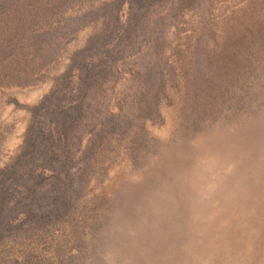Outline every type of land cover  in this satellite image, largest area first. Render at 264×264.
I'll use <instances>...</instances> for the list:
<instances>
[{
  "label": "rangeland",
  "instance_id": "rangeland-1",
  "mask_svg": "<svg viewBox=\"0 0 264 264\" xmlns=\"http://www.w3.org/2000/svg\"><path fill=\"white\" fill-rule=\"evenodd\" d=\"M118 1L0 0V167ZM148 2L77 121L84 193L0 264H264V0Z\"/></svg>",
  "mask_w": 264,
  "mask_h": 264
},
{
  "label": "trees",
  "instance_id": "trees-1",
  "mask_svg": "<svg viewBox=\"0 0 264 264\" xmlns=\"http://www.w3.org/2000/svg\"><path fill=\"white\" fill-rule=\"evenodd\" d=\"M137 1L115 3L109 28L89 36L49 91L28 108L22 141L0 167V243L16 236L25 224L40 225L46 217L65 214L84 193L87 169L77 153L85 129L77 121L89 119L87 100L94 85L122 56L119 46L133 21L154 4Z\"/></svg>",
  "mask_w": 264,
  "mask_h": 264
},
{
  "label": "bare ground",
  "instance_id": "bare-ground-1",
  "mask_svg": "<svg viewBox=\"0 0 264 264\" xmlns=\"http://www.w3.org/2000/svg\"><path fill=\"white\" fill-rule=\"evenodd\" d=\"M209 137H210V136H209ZM203 139H204V138H203ZM263 160H264V159H263ZM167 173H168V172H167ZM168 174H169V173H168ZM169 176H170V175H169ZM169 176H168V177H169ZM167 185H168V184H167ZM154 199H155V198H154ZM164 201H165V200H164ZM165 202H166V201H165ZM167 202H168V201H167ZM143 204H144V203H143ZM155 204H156V201H155ZM160 204H161V203H160ZM160 204H159V205H160ZM164 204H165V203H164ZM164 204H163V205H164ZM161 205H162V204H161ZM161 205H160V206H161ZM253 205H254V203H253ZM172 206H173V205H172ZM234 206H235V204H234ZM249 206H250V205H249ZM255 206H256V205H255ZM165 207H166V206H165ZM150 208H153V207H150ZM172 208H173V207H172ZM235 208H237V207L235 206ZM257 208H258V207H257ZM153 209H154V208H153ZM166 209L168 210V209H170V207H168V208L166 207ZM176 209H177V208H176ZM176 209H175V210H176ZM159 210H162V209H159ZM164 210H165V209H164ZM164 210H163V211H164ZM169 211H170V210H169ZM236 211H237V209H236ZM138 212H139V211H138ZM164 213H165V212H164ZM169 213H170V212H169ZM254 213H255V211H254ZM138 214H139V213H138ZM161 215H163V213H162ZM170 215H171V214H170ZM262 215H263V213H262ZM164 216H165V215H164ZM164 216H163V217H164ZM168 216H169V215H168ZM148 217H149V215H148ZM166 217H167V216H166ZM166 217H164V218H166ZM146 218H147V217H146ZM153 218H154V217H153ZM164 218H163V219H164ZM168 218H169V217H168ZM168 218H167V219H168ZM238 218H239V217H238ZM169 219H170V218H169ZM228 219H229V218H228ZM231 219H236V218H235V217H231ZM243 220H244V218H243ZM140 221H141V219H140ZM230 221H231V220H230ZM162 222H163V221L161 220V223H162ZM164 222H165V220H164ZM232 222H234V221H232ZM167 223H168V222H167ZM237 223H238V222H237ZM166 225H167V224H166ZM233 225H234V223H233ZM238 225H239V224H238ZM148 227H149V226H148ZM156 227H158V226H156ZM164 227H165V226H164ZM164 227H163V228H164ZM146 228H147V226H146ZM152 228H155V227H152ZM158 229H159V228H158ZM166 229H167V228H166ZM155 230H156V229H155ZM156 231H157V230H156ZM237 231H239V230H237ZM251 231H252V230H251ZM256 231H257V230H256ZM150 232H152V231H150ZM252 232H254V231H252ZM152 233H153V232H152ZM227 233H228V232H227ZM233 233H234V232H233ZM145 234H147V233H145ZM149 234H150V233H149ZM161 234H162V233H161ZM175 234H176V233H175ZM219 234H220V233H219ZM150 235H151V234H150ZM154 235H155V233H154ZM162 235H163V234H162ZM261 235H262V234H261ZM235 236H236V235H235ZM262 236H263V235H262ZM152 237H153V236H152ZM233 237H234V236H232L231 238H233ZM163 238H164V237H163ZM235 238H236V237H235ZM153 239H154V237H153ZM156 239H157V238H155L154 240H156ZM165 239H166V238H165ZM168 239H169V238H168ZM233 239H234V238H233ZM145 240H146V238H145ZM154 240H153V242H154ZM157 240H159V239H157ZM162 240H163V239H162ZM240 240H241V239H240ZM254 240H255V239H254ZM234 241H235V239H234ZM236 241H238V239H236ZM252 241H253V240H252ZM147 242H148V241H147ZM147 242L143 243V246H144V244H145V245H148ZM158 242H159V241H158ZM230 243H231V242H230ZM239 243H240V242H239ZM239 243H238V244H239ZM242 243H243V242H242ZM242 243H241V244H242ZM246 243H247V242H246ZM140 244H141V243H140ZM152 244H153V243H152ZM152 244H151V246H152ZM164 244H165V243H164ZM157 245H158V244H157ZM165 245H166V244H165ZM168 245H169V244H168ZM234 245H235V243H234ZM127 246H128V245H127ZM140 246H141V245H140ZM148 246H149V245H148ZM155 246H156V245H155ZM145 247H146V246H145ZM149 247H150V246H149ZM158 247H159V246H158ZM163 247H164V246H163ZM248 247H249V246H248ZM133 248H134V247H133ZM151 248L153 249V247H151ZM164 248H165V247H164ZM229 248H230V247H229ZM138 249H139V248H138ZM201 249H202V248H201ZM222 249H223V248H222ZM122 250H123V248H122ZM125 250H127V249L125 248ZM134 250H135V249H134ZM149 250H150V249H149ZM158 250H159V249H158ZM141 251H143V250H141ZM233 251H234V250H233ZM151 252H153V251H151ZM155 252H156V251H155ZM203 252H204V250H203ZM247 252H248V251H247ZM158 253H160V252H158ZM248 253H249V252H248ZM248 253H245V254H248ZM127 254H128V253H127ZM142 254H143V253H142ZM150 254H151V253H150ZM155 254H156V253H155ZM231 254H232V253H231ZM245 254H244V255H245ZM260 254H261V253H260ZM144 255H145V254H144ZM232 255H234V257H235V254H234V253H233ZM244 255H243V256H244ZM249 255H251V253H250ZM139 256H140V254H139ZM247 256H248V255H247ZM140 257H141V256H140ZM189 257H190V256H189ZM235 258H236V257H235ZM250 258H251V257H250ZM261 258H262V257H261ZM156 259H157V256H156ZM152 260H154V259H152ZM258 260H259V259H258ZM258 260H257V262H258ZM141 261H142V258H141ZM250 261H251V259H250ZM246 262H247V260H246ZM236 263H237V262H236ZM247 263H248V262H247Z\"/></svg>",
  "mask_w": 264,
  "mask_h": 264
}]
</instances>
